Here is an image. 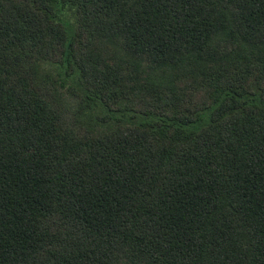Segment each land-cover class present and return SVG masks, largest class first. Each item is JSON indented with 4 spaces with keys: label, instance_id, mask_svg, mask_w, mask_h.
I'll use <instances>...</instances> for the list:
<instances>
[{
    "label": "trees",
    "instance_id": "1",
    "mask_svg": "<svg viewBox=\"0 0 264 264\" xmlns=\"http://www.w3.org/2000/svg\"><path fill=\"white\" fill-rule=\"evenodd\" d=\"M0 264H264V0H0Z\"/></svg>",
    "mask_w": 264,
    "mask_h": 264
}]
</instances>
